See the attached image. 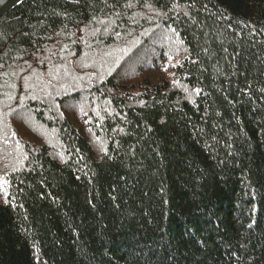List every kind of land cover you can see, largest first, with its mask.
<instances>
[{
  "label": "trees",
  "instance_id": "obj_1",
  "mask_svg": "<svg viewBox=\"0 0 264 264\" xmlns=\"http://www.w3.org/2000/svg\"><path fill=\"white\" fill-rule=\"evenodd\" d=\"M0 264H264V0L0 17Z\"/></svg>",
  "mask_w": 264,
  "mask_h": 264
},
{
  "label": "rangeland",
  "instance_id": "obj_2",
  "mask_svg": "<svg viewBox=\"0 0 264 264\" xmlns=\"http://www.w3.org/2000/svg\"><path fill=\"white\" fill-rule=\"evenodd\" d=\"M56 51V50H55ZM54 51V52H55ZM120 53H121V51H119V48H115L113 51H109L107 54H105L104 56H107V61L106 60H104V65H103V69H105V71H107V70H109V68L111 67H113L114 65H115V62H116V60H118L117 59V57H118V55H120ZM113 56H112V55ZM86 56L87 54L85 53V51H84V53H83V56ZM109 55H111V56H109ZM103 56V57H104ZM82 59V58H81ZM109 60V61H108ZM92 62H94L93 60H91ZM34 62L35 63H37L38 65H39V67H40V64H41V66L42 65H45L44 63H42L43 61L42 60H40L39 58H34ZM107 65V66H106ZM48 67H49V65H48ZM63 66L62 65H59V67L57 68V70L59 69V70H63ZM56 70V71H57ZM56 71H55V73H56ZM83 73V71H80V72H78V73ZM54 73V74H55ZM57 74V73H56ZM56 74L55 75H53V76H56ZM19 75L21 76V78H22V74H20L19 73ZM83 75V74H82ZM25 79H26V83L24 82V87H25V91H27V96H31V95H34V93L33 92H39V91H41V92H45V93H47L48 92V90L49 89H52V88H48L47 89V85H46V82L48 81V80H46L45 79V77H37V76H35V73H34V70L33 69H29L28 70V73H27V75L25 76ZM46 80V81H45ZM62 83H63V81L62 82H60V83H58V84H55V88H57V87H60L61 85H62ZM26 94H24V95H26ZM11 95H9V96H7V98L8 99H11ZM31 97H34V96H31ZM19 98H20V96H19Z\"/></svg>",
  "mask_w": 264,
  "mask_h": 264
},
{
  "label": "water",
  "instance_id": "obj_3",
  "mask_svg": "<svg viewBox=\"0 0 264 264\" xmlns=\"http://www.w3.org/2000/svg\"><path fill=\"white\" fill-rule=\"evenodd\" d=\"M23 0H2L0 3V17L7 14L15 6L19 5Z\"/></svg>",
  "mask_w": 264,
  "mask_h": 264
},
{
  "label": "bare ground",
  "instance_id": "obj_4",
  "mask_svg": "<svg viewBox=\"0 0 264 264\" xmlns=\"http://www.w3.org/2000/svg\"><path fill=\"white\" fill-rule=\"evenodd\" d=\"M2 2V0H0V3Z\"/></svg>",
  "mask_w": 264,
  "mask_h": 264
},
{
  "label": "snow or ice",
  "instance_id": "obj_5",
  "mask_svg": "<svg viewBox=\"0 0 264 264\" xmlns=\"http://www.w3.org/2000/svg\"><path fill=\"white\" fill-rule=\"evenodd\" d=\"M130 6V5H129ZM197 91H199V90H197ZM6 183V182H5Z\"/></svg>",
  "mask_w": 264,
  "mask_h": 264
}]
</instances>
